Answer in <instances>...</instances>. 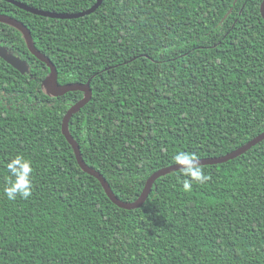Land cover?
I'll list each match as a JSON object with an SVG mask.
<instances>
[{
	"label": "trees",
	"instance_id": "trees-1",
	"mask_svg": "<svg viewBox=\"0 0 264 264\" xmlns=\"http://www.w3.org/2000/svg\"><path fill=\"white\" fill-rule=\"evenodd\" d=\"M75 14L96 0H14ZM263 0H103L91 14L54 19L0 0L31 33L60 85L89 82L68 131L84 163L122 202L175 165L176 151L222 157L264 131ZM0 264H264V140L203 166L185 192L178 171L158 178L138 209L114 205L79 167L61 133L81 92L47 94L45 64L0 23ZM33 162L29 199L3 196L7 162Z\"/></svg>",
	"mask_w": 264,
	"mask_h": 264
},
{
	"label": "water",
	"instance_id": "water-1",
	"mask_svg": "<svg viewBox=\"0 0 264 264\" xmlns=\"http://www.w3.org/2000/svg\"><path fill=\"white\" fill-rule=\"evenodd\" d=\"M6 1L10 4H13L14 6L18 7L19 9H22L30 14L37 15L40 17H47V18H54V19H75V18H80L85 15H89L93 13L102 3L103 0H96L94 5L90 7L89 9L75 13V14H58V13H51L48 11H42L39 9H35L32 7H28L22 3L16 2L14 0H2ZM260 14L261 17L264 19V0L262 1L260 5ZM0 23L7 24L16 30H18L25 41L26 47L28 51L40 62L46 65V67L49 69V75L46 77L43 81V86L47 92L48 95L52 97H61L65 95L66 93L69 92H81L83 94L82 99H80L78 102H76L74 105H72L64 114L61 122V133L68 142V144L71 146L73 153L75 155L76 161L81 168L83 172H85L88 175H91L92 177H95L99 183L101 184L105 194L107 197L111 200V202L116 205L117 207L125 210H133V209H138L140 208L143 203L146 201V199L149 196V193L153 187V184L155 181L164 176L167 175L171 172H175L178 170L179 166L176 165H171L165 168H162L156 172H154L145 182L144 188L139 195V197L131 203H126L122 202L119 199L115 197L113 192L111 191L108 183L106 180L95 170L87 166L80 153L79 146L77 143L74 141L73 137L70 135L68 131V124L70 119L74 114L79 112L81 108H83L91 99L92 91L89 86V82L86 84H81V83H72V84H65V85H60L57 81V70L54 66V64L49 60L48 57H46L44 54H42L40 51H38L33 43V39L31 36L30 31L28 28L23 25L21 22L18 20L7 16V15H2L0 14ZM0 58L5 61L8 65L13 67L15 70L20 72L21 74H26L28 73V66L25 63V61L21 60L19 57L14 56L13 54L9 53L8 50L4 47L0 46ZM264 140V131L253 138L251 141L246 143L245 145L241 146L240 148L234 150L231 153H228L222 157H216V158H206V159H200V163L202 166L206 165H217V164H222L226 163L230 160H233L240 155L246 153L248 150H250L252 147L257 145L258 143L262 142Z\"/></svg>",
	"mask_w": 264,
	"mask_h": 264
},
{
	"label": "clouds",
	"instance_id": "clouds-1",
	"mask_svg": "<svg viewBox=\"0 0 264 264\" xmlns=\"http://www.w3.org/2000/svg\"><path fill=\"white\" fill-rule=\"evenodd\" d=\"M171 159L179 166L176 180L182 184L185 192H191L194 185H202L208 181L209 176L196 153L180 150L174 152ZM6 170L9 175L5 177L3 196L9 201L29 199L34 189V167L31 159L17 154L7 162Z\"/></svg>",
	"mask_w": 264,
	"mask_h": 264
}]
</instances>
